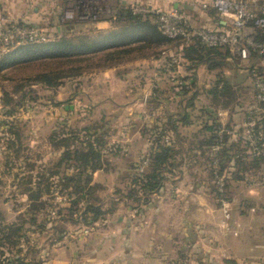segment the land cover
<instances>
[{
  "label": "rangeland",
  "instance_id": "1",
  "mask_svg": "<svg viewBox=\"0 0 264 264\" xmlns=\"http://www.w3.org/2000/svg\"><path fill=\"white\" fill-rule=\"evenodd\" d=\"M63 3L57 22L67 25L80 21L78 16L71 20L64 18L65 11L71 7L65 1ZM94 5L102 10L97 14L99 18L108 16L114 9L112 0H94ZM131 5L140 8L146 4L136 2ZM85 12L91 14L90 9ZM29 22L46 27L53 37L66 33L58 34L41 19ZM67 33L75 37L81 34V30L75 28ZM179 42L172 40L168 44L178 45ZM140 47L143 50L145 44ZM153 48L148 46V52H153ZM133 49L137 50L139 46ZM106 52L101 51L92 58L80 55L37 59L0 69V227L11 226L13 222L21 225L20 229L15 226L14 236L9 233V238L4 239L7 243L0 245V251L8 257L5 259L7 263L3 264H12L18 253L28 264H44L53 257L65 264L73 263L78 251L83 249L79 238L86 241L92 227L105 224L104 219L111 217L110 213L119 207L128 209L133 217L139 218L155 207L162 210L161 205L172 204L175 209L187 210L188 203H192L199 213L197 217L206 211L209 215L203 218L211 219L212 226L218 225L220 234L221 231L236 234L235 209L229 192L232 190L236 194L237 189L228 187L225 165L229 157L242 160L247 155L228 154L223 160L221 153H215L221 147L220 142L209 148L211 152H195L202 149L198 146L199 137L194 136L203 132L197 121L188 125L178 123L179 139L174 136L166 124L168 115L177 109L172 102L176 97L180 99V96L189 94V91L182 90L176 76L169 74L165 84L146 81L140 82V86L133 80L120 78L112 82L92 81L90 73L109 63ZM71 65L81 68V74L58 78L51 85L35 79L43 73L59 71L60 66L64 71H70ZM244 71L245 68L233 67L227 73L238 77ZM243 78L247 80L245 74ZM243 83L234 102L226 107L211 104V108L215 112L225 110V114L233 113L249 120L237 128L246 139L252 130L264 131V103L253 99L250 83ZM163 101L167 105L161 108L159 103ZM187 111L191 115H200L196 108ZM158 138L171 142L174 149L178 148V153L166 160L174 166L170 169L166 164L159 190L144 193L136 177L149 171V153ZM83 140L92 143L89 156L96 153L95 158H88L85 163L87 158L74 159L63 155L64 146L82 147L80 141ZM247 145L243 141L234 150L241 151ZM247 158L252 159L251 155ZM74 165L83 170L82 178L85 174L90 175L88 184L66 178ZM258 167L256 176L261 183L260 194L264 203V161ZM77 195L80 196L79 202L72 204ZM163 195L177 200L166 198L169 201L165 202ZM187 196H190V202H187ZM86 203L99 208L94 222L90 221L96 213L85 209ZM224 208L230 213L226 226L223 225ZM216 218L218 223L214 221Z\"/></svg>",
  "mask_w": 264,
  "mask_h": 264
},
{
  "label": "crops",
  "instance_id": "2",
  "mask_svg": "<svg viewBox=\"0 0 264 264\" xmlns=\"http://www.w3.org/2000/svg\"><path fill=\"white\" fill-rule=\"evenodd\" d=\"M64 1L68 7L77 8V11L85 10L94 4V0L91 2L86 0H0V14H7L25 21L41 19L58 34L70 33L78 28L81 33L90 32L93 36L107 34L109 37L114 36L115 39L123 41L121 44L108 46L107 51H111L113 56L107 58L109 63L105 66L96 68L90 73L92 81L112 82L120 78L126 81L133 80L140 86V82L146 81L150 84L152 82L165 84L170 75L176 76L182 90L189 91V94L180 96V99L176 97V101L172 102L177 109L170 114L171 119L177 125L178 123L188 125L197 121L200 122L201 127L205 123L218 122L220 130L217 133L222 134L220 139L223 141H220L219 152L215 151V153L228 155L244 152L247 156H254L248 138L243 139V133L237 129L240 123H246L249 120L235 116L233 113L225 114V110L223 112L216 110L217 112L209 117L190 113L185 118L183 113L190 94L194 96L196 107L201 104L211 105L209 89L214 85L220 87L222 79H227L231 87L236 90L241 88L243 82L250 83L248 76L249 66L254 63L252 58L240 60L232 50L221 48L196 61L187 56L181 43L172 45L168 44V41L152 39L142 26L144 24L133 27L125 22L113 20L116 11L121 7L141 2L151 7L177 10L192 27L199 25L198 27L227 28L228 22L223 16L215 13L212 0H112L114 9L108 16L62 25L57 20ZM258 1L264 4V0ZM203 3H206V6H203ZM142 43L145 44L143 50L140 49ZM151 45L154 48L153 52L149 53L148 46ZM137 46L140 50L133 49ZM163 47L166 49H162ZM159 49H162L161 52H156ZM171 58L175 59L172 63H170ZM255 62L263 65L264 56ZM233 67L238 70L245 68L244 74L247 80L243 78L244 74L240 76L238 73V77L229 75L227 72ZM198 99L205 101L199 102ZM166 105V102L159 103L161 108ZM176 133L179 137L180 133L178 131ZM206 135L208 133L204 127L203 132H198L194 136L201 138ZM225 135H228L226 140L223 139ZM243 141L248 144L245 149L243 150L242 146L241 151L234 150V147ZM209 148H204L203 153L210 150ZM201 151V148L195 150L199 153ZM235 157H229L225 165L228 173L225 177L226 183L228 187L234 186L237 189L236 194H233L232 190L229 192L235 209V235L225 234L223 231L220 234L218 225L212 226L211 219L203 218L208 214L206 211L197 217L199 213L192 203L191 205L188 203L187 210L175 209L172 204L161 205L162 210L155 207L145 212L144 216L140 213L139 218L133 217V213L128 209L119 207L110 213L111 217L104 219L105 222L107 221L105 224L92 227L86 241L79 238L78 242L83 249L78 251L73 263L66 264H263L264 203L260 194L261 183L258 175L256 176L259 167H249L239 171ZM163 198L165 202L169 201L166 198L171 201L177 200L167 195H163ZM187 198V202H190V196ZM216 217L219 220L218 215ZM217 218L214 220L216 223H218ZM44 264H65V262L58 257H53Z\"/></svg>",
  "mask_w": 264,
  "mask_h": 264
},
{
  "label": "trees",
  "instance_id": "3",
  "mask_svg": "<svg viewBox=\"0 0 264 264\" xmlns=\"http://www.w3.org/2000/svg\"><path fill=\"white\" fill-rule=\"evenodd\" d=\"M113 20H117L121 23H127L128 25H131L133 27H137L138 24H144L142 25L150 37L152 39H155L157 41H172V40H179L185 52L187 53V56L189 58H193L196 61L200 60L201 58L213 54L221 48H227L224 46L220 47H211L201 42V40L198 37H192L191 40H185L182 37H168L161 33L159 30L157 24L152 21L148 16L143 15L141 13H134L131 10L130 6L121 7L116 11L115 16L113 17ZM57 37H53L45 42H37V43H23L19 44L12 49L5 52L0 57V69L13 66L17 63L21 62H27V61H33L37 59H62L63 57H77L80 55H85L87 57H94L95 54H98L100 51H107L108 46L110 45H118L123 43V41H119L118 39H115V37L104 34L101 36H93L90 34V32L86 33L83 32L81 34L74 35L75 37L67 34L57 35ZM112 38V39H110ZM109 56H113L111 51H107L105 57L108 58ZM85 58V57H84ZM77 59V58H76ZM75 59H73L74 61ZM60 62V60H59ZM75 65V64H73ZM70 71H64L63 67L60 66V70L53 73V72H46L42 75L36 77L35 79L43 81L46 84H53L54 81L58 78L67 76V75H80L82 70L81 68H76L74 66H70ZM51 74H54L52 76ZM54 77V78H53ZM222 84L220 87H217V85L212 86L209 89V92L211 94V102L212 105H229L232 102H234V99L237 98V90L232 88L229 81L227 79H222ZM186 109L184 113L185 118H187L190 114L189 111H187V108L190 109H198L200 112V115H206V116H213L216 112L214 109L211 108L210 104H201L199 107H196L194 102V96L190 95L187 99V103L185 104ZM171 114V113H170ZM169 127H171V130L179 139L177 135V123L171 119V115L168 116V120L166 122ZM218 122H211L210 124L205 123L204 126L202 125L201 130H204V127L207 130L208 135L205 137L199 138L200 145L199 147H202V152L204 148L211 147L214 143H218L220 141H223L220 139L221 134L217 133L220 130V127H218ZM228 135L223 136V139H227ZM82 143V147L74 145L71 146L67 144L64 146L63 149V155L73 156V158H82L86 159L87 161L85 163H88V158L93 159L98 154H91L89 156V153L92 152V143L88 141H80ZM87 143V144H86ZM172 143L167 141H161L160 138L156 139L151 146L150 150V161L151 166L147 173L142 174L141 176L136 177V182L139 185V187L142 188V191L144 193H150V192H156L159 190V188L163 185V179L165 175H163L164 168L166 164L170 166V169L174 166L173 164H168L167 159L172 155L175 154L178 150L174 149L171 145ZM245 147L243 148V150ZM178 153V152H177ZM218 153V152H217ZM223 154V160H225V155ZM243 156H246V154L242 153ZM236 162L238 163V170L242 171L243 169H247L249 167H257L260 166V163L264 161V154L260 155H254L252 156V159H248L247 156L244 159H240L239 157H235ZM242 162V163H241ZM221 167V166H220ZM219 167V170H221ZM96 168V167H95ZM167 169V167H166ZM170 171V170H169ZM83 173V170L79 168V166L74 165L72 172L66 175V178L74 179L76 181H86L88 184L90 182V175L85 174V178L81 177V174ZM68 185V184H67ZM66 185V186H67ZM69 186V185H68ZM79 188H83V186L78 185ZM80 196L77 195V198L72 201V204L79 202ZM69 208H72L71 206ZM88 211H95L96 215H93L91 218L94 222L99 213L98 207H93L90 203H86V207ZM73 210V208H72ZM17 227L18 229L21 228V225H17V222H13L11 226H3L0 227V245H4L7 242H5L4 239L9 238V233H11L10 236H14L12 234V231L14 230V227ZM16 228V229H17ZM8 260L7 255H4L3 251H0V264L7 263ZM12 264H28V261L25 260V258L18 253V255L15 257L14 262ZM36 264V263H35ZM39 264V263H38Z\"/></svg>",
  "mask_w": 264,
  "mask_h": 264
},
{
  "label": "built area",
  "instance_id": "4",
  "mask_svg": "<svg viewBox=\"0 0 264 264\" xmlns=\"http://www.w3.org/2000/svg\"><path fill=\"white\" fill-rule=\"evenodd\" d=\"M203 6H206V3H203ZM212 6L215 13L226 19L227 28L192 27L187 24L183 14L174 9L165 10L147 5L140 8L132 5L130 7L132 12L148 16L157 24L161 33L168 37L191 40L195 36L208 46L227 47L236 53L240 60L252 58L254 63L249 66L252 97L257 103H264V64L255 62L264 56V4H260L258 0H212ZM89 9L91 14L85 12ZM74 10L67 9L64 18L71 20L78 16L80 20H94L99 18L97 14L102 11L94 4L85 11ZM51 38L53 34L40 24L0 14V57L19 44L45 42ZM174 61L175 59L171 58L170 63ZM257 132L252 130L247 137L254 155L264 154V131ZM223 212V225L226 226L230 213L226 208Z\"/></svg>",
  "mask_w": 264,
  "mask_h": 264
}]
</instances>
